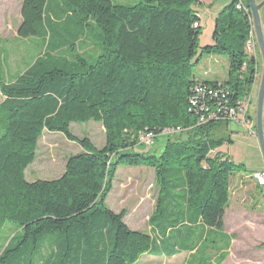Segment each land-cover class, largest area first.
Returning <instances> with one entry per match:
<instances>
[{
  "label": "trees",
  "instance_id": "1",
  "mask_svg": "<svg viewBox=\"0 0 264 264\" xmlns=\"http://www.w3.org/2000/svg\"><path fill=\"white\" fill-rule=\"evenodd\" d=\"M197 3L21 1L18 36L47 34L52 49L11 82H0V235L6 228L11 234L2 238L0 264H34L36 256L39 264H135L156 245L157 253L168 256L189 251L186 239L179 243L189 208L207 228L221 231L230 179L243 166L217 150L231 142L229 121L198 123L189 99L197 83H221L236 105L256 79L257 58L246 53L250 19L236 0L215 16L212 44L201 46ZM242 3L248 6V0ZM82 26L99 30L102 52L93 63L75 54L74 41L58 48L51 43L52 34L65 37ZM58 50L67 52L59 56ZM203 56L227 59L224 82L197 78L193 67ZM90 120L104 129L102 148L70 131L71 123ZM44 132L62 134L80 151L66 158L57 178L29 182L25 170ZM147 132L153 140L166 134L160 153L134 150L146 145L139 138ZM120 165L153 169L157 199L149 221L158 237L131 229L125 210L107 206Z\"/></svg>",
  "mask_w": 264,
  "mask_h": 264
},
{
  "label": "rangeland",
  "instance_id": "2",
  "mask_svg": "<svg viewBox=\"0 0 264 264\" xmlns=\"http://www.w3.org/2000/svg\"><path fill=\"white\" fill-rule=\"evenodd\" d=\"M21 1L22 0H0V82H11L20 74V71L31 62L32 59L40 54H44L45 52L50 53V50L52 49L51 46L50 48L46 44L47 34H42L40 37L30 38L18 36L17 28L21 21ZM113 1L122 4H135L139 0ZM65 23L68 25L70 22L66 21ZM69 25L72 26V23ZM43 28L46 32H48L45 26ZM54 30L56 32L59 31L56 25H54ZM203 30L204 27H201L200 36L203 33ZM98 31V28L92 29L90 26H82L78 28L74 27L71 34L65 37H59L56 33L52 34L51 43H56L58 48L59 46L69 44L74 41L72 46L75 47V54H79L80 57L83 59L85 58L89 63H93L102 52L100 42L96 39ZM210 35L212 36V34ZM204 39L205 37L203 36L201 37V40H199L203 46L211 44V42L205 41ZM87 40L89 42H87ZM87 45H91V48H88L83 52L85 46ZM72 46L67 47L70 50ZM66 52L67 50H58L57 54L59 56H63ZM89 57L92 59H89ZM221 67L222 66L218 67L217 74L220 77H224L226 74V68ZM202 71L203 68L201 64H196L193 67L194 74H202ZM255 117L256 114L254 112V130H256ZM229 124L231 128L233 127L236 130L235 134L237 135H233L235 144L232 152L234 153L236 159H238L237 156L240 155L241 152L242 155L243 153L246 155L248 154L247 156L250 157V163L247 161L246 167L251 168L250 166H252L253 161L251 147L252 144H254L256 136L247 133L242 125L239 126L238 122L229 121ZM235 124L237 126H235ZM3 130L4 127L0 126V134ZM70 131L78 138L88 137L97 148H102L104 146V129L99 122L93 120L83 123L73 122L70 124ZM165 139V133L159 134L154 138L152 143L153 145L151 147L143 144H137L134 150L142 151L145 149H151V151H155V153H160L163 149ZM229 148L230 144H228V142L224 143L220 147V149L226 152V154ZM78 151H80V146L77 142L68 140L65 136L58 132H44L38 141L35 160L25 170L27 181H34L35 179L52 180L57 178L64 169L66 158L72 154H76ZM237 162H239V159ZM151 179L152 174L150 171L139 169L136 166H118L113 179V187L106 198L107 206L114 211L125 210V222H131L132 224V222L135 221L137 222L135 226H139L137 219L138 215L143 221L144 217L146 218L151 212V209L147 205H143L144 209L141 210V199L139 200L142 195H147L148 193H150L151 196L154 195L156 191L155 180L151 181ZM138 205L140 207L137 208ZM141 224L143 223L141 222ZM7 230L8 228H6L3 234L1 233L0 235V245L4 235L7 238L11 236ZM2 247L3 246H0V251ZM181 256H183L182 253L176 255V257ZM39 258L41 257L36 256L34 258V264L40 263L38 260ZM15 263L16 262L14 261L11 262V264Z\"/></svg>",
  "mask_w": 264,
  "mask_h": 264
},
{
  "label": "crops",
  "instance_id": "3",
  "mask_svg": "<svg viewBox=\"0 0 264 264\" xmlns=\"http://www.w3.org/2000/svg\"><path fill=\"white\" fill-rule=\"evenodd\" d=\"M260 1L262 0H256V2ZM231 2L232 0H199V3L194 7L199 16V25L204 27L199 40L204 36V40L209 41L212 44L213 40L210 34H212L211 32L213 31L214 18L223 7ZM259 15L264 38V4L259 9ZM200 45L203 46L201 42ZM257 52L256 86L258 88L262 72V58L259 50ZM200 64L203 68V73L196 74L198 79L216 82H224L227 79L228 63L225 57L203 56L199 59L197 65ZM220 66H222L221 68H226V74L224 77H220L217 74L218 67ZM21 71H23V69ZM256 96L257 95H255L252 100L250 107V117L252 120H254V112L256 111ZM0 98L1 102L3 97L1 96ZM262 124L264 130V100ZM240 125L242 124L239 123V126ZM235 126L237 125L235 124ZM227 128V134L231 139V142H228L230 148L228 149L227 155L234 162L241 164L243 168L232 175L230 179L229 201L225 208L221 231L207 228L201 222L199 213L196 210L189 208L186 210L187 216L185 225L183 226L189 235L182 232L183 234L185 233V235H180L181 238L179 243L183 242V238L186 239L188 243L193 246L191 247V250H182L176 254L168 256L164 253H157L156 250H158V246L156 245L152 246L151 250L147 253L142 254L135 264H264V247L260 246L264 243V185L257 184V182L251 177V173L254 171L264 173V159L256 137V139H254V144H252L251 147L253 154L251 168L246 167L247 161L250 163V157L247 156L248 154L246 155L243 153L242 155L241 152L240 155L237 156L239 159V162H237L238 159L235 158L234 153L232 152L235 144L233 135L237 136L235 134L236 130L233 127L231 128L229 123L227 124ZM217 150L226 154V152L222 151L220 148ZM137 168L150 171L152 174L151 181L155 180L153 169L145 166H138ZM140 199L142 205L141 210L144 209L143 205H147L151 209V212L146 218L144 217L143 221L138 215L137 219L139 226H135L137 223L135 221H133L132 224L131 222L125 223L131 229H141V231L152 233L155 237H158L159 232L156 228L152 227V223L149 221L150 216L155 210L157 189L153 196L148 193L147 195H142L139 200ZM138 207L140 206L138 205L137 208ZM181 207H184L183 203L181 204ZM119 211L121 210L115 212ZM141 222L143 224H141ZM181 253L183 256L176 257V255Z\"/></svg>",
  "mask_w": 264,
  "mask_h": 264
},
{
  "label": "built area",
  "instance_id": "4",
  "mask_svg": "<svg viewBox=\"0 0 264 264\" xmlns=\"http://www.w3.org/2000/svg\"><path fill=\"white\" fill-rule=\"evenodd\" d=\"M236 8L242 9L248 14L250 19V32L245 43V49L248 56L257 58L258 47L252 26V18L250 15L249 7L242 3V0H236ZM197 26V23L194 24ZM256 79L252 83L250 89L243 95V97L236 102V105H230L226 99L229 94L227 86L218 83L217 87H210L197 83L194 86L193 94L189 99L190 109L199 115L198 123H204L209 120H225L235 121L241 123L247 133L256 135L254 128V121L250 117V107L252 100L257 93ZM153 133L147 132L140 135V142L148 145L153 143ZM251 177L259 185H264V173L254 171L251 173Z\"/></svg>",
  "mask_w": 264,
  "mask_h": 264
},
{
  "label": "water",
  "instance_id": "5",
  "mask_svg": "<svg viewBox=\"0 0 264 264\" xmlns=\"http://www.w3.org/2000/svg\"><path fill=\"white\" fill-rule=\"evenodd\" d=\"M264 4V0L256 2V0H248V7L252 18V26L257 42L258 50L262 58V72L256 93V117H255V128L256 137L258 139L260 151L264 159V130L262 124V109L264 100V38L261 29L259 9Z\"/></svg>",
  "mask_w": 264,
  "mask_h": 264
}]
</instances>
